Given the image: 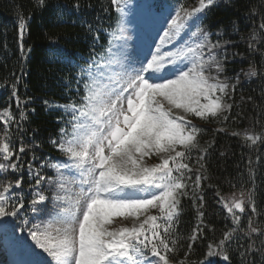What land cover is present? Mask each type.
<instances>
[{
	"label": "snow or ice",
	"instance_id": "6c2138e0",
	"mask_svg": "<svg viewBox=\"0 0 264 264\" xmlns=\"http://www.w3.org/2000/svg\"><path fill=\"white\" fill-rule=\"evenodd\" d=\"M37 3L42 8L48 7L45 0ZM110 3L120 17L126 15L127 0H110ZM217 6L218 0H198L194 7L178 3L165 17L163 35L158 37L160 43L150 46L155 50L136 60L128 57L125 45L115 51L109 46L96 52L95 45L103 34L99 21L81 18L80 26L92 35L94 46L87 60L67 61L75 69L73 83L79 100L70 99L64 105L43 102L61 113L59 135L51 143L67 159L55 163L46 160L36 169L28 164L33 194L26 211L43 214L41 224H34L28 235L46 254L41 264H172L179 250L180 237L175 228L182 212L180 200L190 197L197 207L198 224L188 237L185 260L177 261L185 264L192 245L203 232L201 226L207 227L204 212L200 211L204 207L201 188L209 179L205 161L212 146H200L203 130L188 117L209 122L219 118L225 123L233 107L239 109L234 97L240 74L226 75V62L230 59L227 45L231 41L222 40L221 33L210 32L203 23ZM82 12L79 0L71 8H63L64 15ZM18 28L23 54L26 21L22 15ZM260 28L264 29V23ZM236 30L239 31L238 26ZM119 31L123 32L122 24ZM191 37L196 40L188 43ZM177 40L180 42L174 48L164 50ZM248 47L255 51L251 42ZM236 55L232 53L231 58ZM243 75L264 80V67L250 65ZM12 87L16 96L15 84ZM66 87L71 90L72 84ZM16 103L19 107V97ZM172 109L180 110L183 115H174ZM4 115L13 119L10 112ZM25 118L22 110L20 119ZM217 131L224 132L225 128ZM231 135L250 142L249 147L258 142L264 144V131ZM10 143L6 132L0 140V160L7 163H0V173L14 174L22 167L25 146L20 144L17 150ZM154 156L159 162L148 164L147 160ZM194 164L198 165L195 171ZM45 166L55 170L56 179L41 174ZM65 171L77 175L79 187L71 194L66 189ZM249 174L251 178V168ZM22 184V175L14 183L4 176L0 183V221H4V227L9 221L20 219L18 214L25 209L23 196L11 191L21 189ZM216 195L234 225H239L246 207L252 214L257 213L251 192L247 204L243 191L239 199H226L219 190ZM153 210L158 214L150 215ZM141 217L144 219L138 226L114 230L110 227L114 218L141 221ZM247 219V245L240 243V236L233 237L236 231L233 228L224 233L218 244L209 245L206 257H222L232 264L229 253L235 245L241 264H264V230L252 226V216ZM252 234L260 241L259 245Z\"/></svg>",
	"mask_w": 264,
	"mask_h": 264
},
{
	"label": "trees",
	"instance_id": "16d2710c",
	"mask_svg": "<svg viewBox=\"0 0 264 264\" xmlns=\"http://www.w3.org/2000/svg\"><path fill=\"white\" fill-rule=\"evenodd\" d=\"M74 2L75 0H45L48 7L42 8L37 0H0V140L4 139L7 132L10 146L15 145L18 150L19 145L23 144L26 149L22 154V167L19 172L0 173V183L4 176H8V180L13 183L18 176H23L21 189L11 191L23 196L25 201V209H21L18 214L20 219L9 221L7 227L2 226L4 221H0V264H7L8 259H19V249L27 246L28 238L31 239L28 235L29 229L42 222V213L26 211L33 194L32 174L28 164L36 169L46 160L53 163L66 160L51 143L58 138L61 127L58 117L61 113L48 108L43 102L47 100L64 105L70 99L79 100L75 94L76 85L73 83L75 69L67 61L87 60L94 46L92 35L80 26L81 18L99 21L103 34L95 45V50L100 52L102 47L120 46L119 38L122 35L119 27L126 20V16L127 23L130 24L128 26L133 28L139 18L152 16L156 10L162 11L166 17L178 3L183 2L185 7H194L198 0H127L126 15L123 17L115 11L110 0H79L82 14L64 15L63 8H71ZM20 15L26 21L22 41L25 50L23 54L20 50L18 28ZM203 23L210 32L221 33L222 40L231 41L227 45L230 59L226 62V75L234 77L240 74L234 97L239 109L234 106L229 120L225 123H221L219 118L211 122L189 118L203 130L199 137L200 146H212L208 148L209 155L205 161L209 179L202 183L201 188L204 207L200 211L204 212V225L207 227L201 226L203 232L192 245L185 264H200L206 258L209 245L218 244L224 238V233L233 228H236L233 237L240 236V243L247 245L249 216H252L253 227L264 230V144L258 142L257 145L249 147L250 142L245 143L239 136L231 135L233 132L264 131V80L249 79L243 75L250 65H255L258 69L264 67V29L260 28V24L264 23V0H218V6L208 13ZM237 26L239 31L236 30ZM212 39L215 40L216 36L213 35ZM250 42L255 51L248 47ZM232 53L238 55L231 58ZM69 83L72 84L71 90L66 87ZM13 84L16 96L12 94ZM241 96L244 98L243 102ZM17 97L20 101L19 107L16 103ZM22 110L26 117L24 120L20 119ZM6 111L10 112L13 119L10 120L4 115ZM221 127L225 128L224 132L217 131ZM222 152L224 155H221ZM249 160L252 161L251 165ZM0 163L7 162L0 160ZM197 167L198 165H193L194 171ZM249 168L252 169L251 178ZM41 174L50 180L57 178L51 166L42 168ZM217 190L229 200L233 197L239 199L243 191L246 204L251 192L257 213L252 214L246 207L239 225H234L219 202ZM199 203L197 201V206ZM180 207L182 212L175 228L180 237L177 245L179 250L172 264L185 260L188 237L198 224L197 207L193 206L190 197H182ZM149 214L157 215L158 212L153 210ZM252 236L255 239V234ZM255 243L259 245L260 241L255 239ZM229 255L232 264H241L235 245ZM255 259L259 261V257ZM211 261L227 264L222 257L214 256Z\"/></svg>",
	"mask_w": 264,
	"mask_h": 264
},
{
	"label": "rangeland",
	"instance_id": "374dc122",
	"mask_svg": "<svg viewBox=\"0 0 264 264\" xmlns=\"http://www.w3.org/2000/svg\"><path fill=\"white\" fill-rule=\"evenodd\" d=\"M131 11L134 12L133 9ZM136 19V18H135ZM123 25V32L119 33L122 35V38H119L120 45H125L128 57L131 60H136L138 58H143L150 50L154 51V47H151L152 45H156L160 43L159 36H162V29L165 25V18L162 17L161 14H156L152 19L150 20H143L140 21V23H136V25L133 28H130L131 26H128L130 24L127 23V16L126 20L124 21ZM182 34V37L183 38ZM196 40V37H191L188 39V43H193ZM180 41H175L172 45H167L164 50L167 51L168 48H174L176 43H179ZM115 47V46H114ZM115 51L117 47L114 48ZM167 70V69H166ZM165 107L167 108L168 105L166 104ZM174 115H183V113L180 110L172 109ZM190 117H188L189 119ZM67 159V158H66ZM159 159L157 157H152L151 159L147 160L148 164H155L158 163ZM64 179L66 181V189L69 192V194L75 192L78 190V182H77V175L72 171H65L64 172ZM144 217H141V221H136L133 218H114L111 229H116L119 227H128L131 228L134 225H139V223L142 222ZM54 234V233H53ZM20 256L21 260L18 262V264H41L42 261H44L46 254L42 253V250L37 248L35 245V242L31 240H28V244L25 248H22L20 250ZM50 259V258H49ZM212 257H206L204 260L205 264H209Z\"/></svg>",
	"mask_w": 264,
	"mask_h": 264
}]
</instances>
